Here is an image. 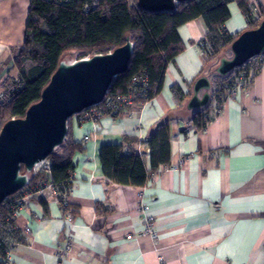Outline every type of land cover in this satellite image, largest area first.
Listing matches in <instances>:
<instances>
[{
	"label": "crops",
	"instance_id": "0c3cea01",
	"mask_svg": "<svg viewBox=\"0 0 264 264\" xmlns=\"http://www.w3.org/2000/svg\"><path fill=\"white\" fill-rule=\"evenodd\" d=\"M28 1L0 0V83L7 72L16 73L12 62L24 39ZM246 1L254 14L256 6L264 11V0ZM226 6L223 30L243 32L244 13L235 2ZM176 32L184 49L166 65L161 89L149 102L96 123L67 120L68 136L84 148L72 156L65 197L76 214L66 221L51 195L45 207L28 200L14 223L31 234L12 242L7 264H264V64L220 112L211 101L198 130L186 102L203 68L199 42L207 30L198 17ZM164 120L170 160L152 171L145 140ZM127 135L139 140L135 149L149 172L141 187L116 185L102 171L100 149ZM144 218L153 221L154 236L143 233ZM68 234L71 249L60 257Z\"/></svg>",
	"mask_w": 264,
	"mask_h": 264
},
{
	"label": "trees",
	"instance_id": "16d2710c",
	"mask_svg": "<svg viewBox=\"0 0 264 264\" xmlns=\"http://www.w3.org/2000/svg\"><path fill=\"white\" fill-rule=\"evenodd\" d=\"M136 1H28L24 39L12 62L17 81L9 91L7 86L12 78H5L0 86V92L5 91L0 99V127L11 118L23 117L27 108L40 99L43 88L48 84L60 60H77L95 54H106L122 46L126 36L133 46L130 60L125 73L113 77L107 93L124 94L131 89L136 94L134 104L149 102L161 89L166 65L184 49L176 28L198 17L204 20L207 32L199 42V46L205 51V59L197 77L206 76L210 81L208 104L190 110L198 130L205 126V114L210 109L212 99L221 95L218 85L237 71L242 72L249 85L264 64L262 51L260 55L245 61L242 66L235 67L228 74L219 75L215 71L220 58H231L230 45L240 34L230 36L223 30V24L229 16L226 5L230 2L238 5L246 17L245 30L255 29L264 19V11L262 10L261 15L254 14L253 8L246 0H187L175 4L174 9L170 11L158 12L140 9ZM137 76L146 77L148 85L145 88L132 86L130 80ZM171 91L177 101L181 100V92L176 85H173ZM168 138V121L164 120L153 127L145 140L152 171L169 163ZM139 143L136 137L127 135L122 136L118 144L104 145L100 149V163L107 179L116 185L136 187H141L147 182L149 172L143 164V154L135 149V145ZM83 149V145L74 142L66 132L63 142L46 157L51 164L50 182L54 187L61 190L70 189L72 156ZM24 170L21 165L20 172L25 173ZM27 175V184L0 204V264L4 263L6 250L11 243L24 240L9 217L13 198L22 192L43 187L40 181L45 179L44 172H29ZM38 201L42 206H46L44 198ZM59 202L63 213L71 210V217L76 214L65 200L60 199Z\"/></svg>",
	"mask_w": 264,
	"mask_h": 264
},
{
	"label": "water",
	"instance_id": "95a60500",
	"mask_svg": "<svg viewBox=\"0 0 264 264\" xmlns=\"http://www.w3.org/2000/svg\"><path fill=\"white\" fill-rule=\"evenodd\" d=\"M187 0H137V7L150 12L170 11ZM132 44L128 36L122 46L106 54L74 61L60 60L40 99L23 117L11 118L0 128V204L28 182L27 173L63 142L67 119L102 101L114 76L125 73ZM264 51V19L252 30H244L230 45L231 58H220L215 71L231 72ZM210 81L199 76L186 102L189 110L208 104ZM202 92V93H201ZM24 166L25 173L20 172Z\"/></svg>",
	"mask_w": 264,
	"mask_h": 264
},
{
	"label": "built area",
	"instance_id": "2783aa9c",
	"mask_svg": "<svg viewBox=\"0 0 264 264\" xmlns=\"http://www.w3.org/2000/svg\"><path fill=\"white\" fill-rule=\"evenodd\" d=\"M86 7H85V10H86ZM255 11L257 15L262 14V10L260 9L259 6L255 7ZM199 48H200V53L204 55L205 51L201 48V46H199ZM16 81H17V77L14 76L12 78V81L7 86L8 91L14 88L13 86L15 85ZM130 82L132 86L138 85V86H141L142 89L148 85V81L145 76L132 77ZM247 83H248V79L243 77L242 72L240 71L233 72V74L227 77V79L223 81L221 85H218V89H219V92H221V95L219 96V98L214 97L212 99L213 111L215 113L220 112L225 101L229 98H233L234 95L239 90H242L246 87ZM4 92L5 91L0 92V99L3 97ZM140 92L142 93L143 90H140ZM135 98H136V94L131 89L130 91L125 92L124 94L122 93L112 94V93L106 92L104 98L102 99L100 103L91 105L87 109H84L80 113L76 114L75 117L77 118V120H79L80 123H84V122L96 123L104 116L113 117L114 115H117L120 111L126 110L128 105H138L139 103L134 104ZM206 117L207 115L205 114V118ZM85 140H87V137H85ZM50 169H51V164L48 159L40 161L38 164H36L32 168L31 173L33 172V174H35L37 172H44L45 179L43 178L42 181H40L41 184H43V187H39L35 191L22 192L21 194H18L13 198L12 200L13 202L10 206L9 217L13 220L14 227H15V223H14L15 216L23 208V206H25L28 200L30 199L39 200L40 198H45V196L47 195H51L55 197L57 201H59L60 199H63V201L65 200V197L69 189L64 188L63 190H61L53 186L52 182H50V179H51ZM70 211L71 210H68L67 212H65L64 217L66 221H68L69 223H72L73 217H71L72 214ZM143 226H144L143 233L150 235V236H154L153 221H151L149 218H144ZM29 230L30 228L27 225L24 226L23 230L19 231V236L22 239L24 238L28 239L31 234L30 233L31 231ZM131 238H132V235L126 236V239H131ZM64 241H65L64 246L61 249L60 253H58L60 257L65 256V254H67V252H69V250L71 249V236L69 234L66 235ZM13 245L14 244L11 243V246L6 250V255H5L3 264H7L6 263V260L8 258L7 255H9Z\"/></svg>",
	"mask_w": 264,
	"mask_h": 264
},
{
	"label": "rangeland",
	"instance_id": "374dc122",
	"mask_svg": "<svg viewBox=\"0 0 264 264\" xmlns=\"http://www.w3.org/2000/svg\"><path fill=\"white\" fill-rule=\"evenodd\" d=\"M67 61H74V59L73 58H70V59H67ZM13 67V66H12ZM12 72V71H11ZM7 72L6 74H4V75H6L3 79H2V81H1V83L3 82V80H5V78H10V80H11V78H13L15 75H14V73L12 72ZM1 83H0V86H1ZM48 196V195H47ZM33 201H34V199H33Z\"/></svg>",
	"mask_w": 264,
	"mask_h": 264
}]
</instances>
